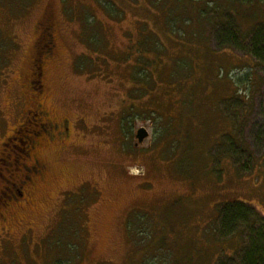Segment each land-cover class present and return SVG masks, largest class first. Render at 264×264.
I'll use <instances>...</instances> for the list:
<instances>
[{"label": "rangeland", "instance_id": "obj_1", "mask_svg": "<svg viewBox=\"0 0 264 264\" xmlns=\"http://www.w3.org/2000/svg\"><path fill=\"white\" fill-rule=\"evenodd\" d=\"M255 29L264 0H0L1 189L19 187L9 138L35 94L70 130L0 210V264H239L246 230H222L219 205L264 214Z\"/></svg>", "mask_w": 264, "mask_h": 264}, {"label": "flooded vegetation", "instance_id": "obj_2", "mask_svg": "<svg viewBox=\"0 0 264 264\" xmlns=\"http://www.w3.org/2000/svg\"><path fill=\"white\" fill-rule=\"evenodd\" d=\"M49 40L51 45L50 49L52 50L54 46L52 35ZM37 61H39V59H35L34 65L32 67L34 70V73L32 74L33 83L38 82L44 71L43 64L41 63L38 65ZM36 70H39L41 75H38ZM36 77L38 79H36ZM34 96H36V98L31 104L34 107L28 109L25 119L14 131V133L18 135H13L9 138V140L15 138L17 139L20 138V135L25 137V139L21 137V140L23 141V144L26 148L25 155L27 159H25V155L21 153L23 150L19 149L18 147L19 153L17 152L16 162L19 166L15 168L16 172L14 171L12 175L17 176L15 174L20 172L19 177L17 176L19 179L18 182L16 183L13 181L15 185L19 184V187L16 189H10L9 191H5V189H1L0 187V210L13 203L20 204L21 200L26 198V189L34 188L36 186L37 179L44 175L46 166L36 155L38 147H42L43 143H51L57 139L69 137V120L67 118L56 120L50 110L46 108L44 102L41 101V99L38 98L36 94ZM18 128H20L22 131L24 130L25 135L21 133ZM21 155L24 156L25 160H29L30 163L28 164L21 162L19 159V156ZM1 217H3V219L5 218V215L2 213V211H0V218Z\"/></svg>", "mask_w": 264, "mask_h": 264}, {"label": "trees", "instance_id": "obj_3", "mask_svg": "<svg viewBox=\"0 0 264 264\" xmlns=\"http://www.w3.org/2000/svg\"><path fill=\"white\" fill-rule=\"evenodd\" d=\"M221 38H224L221 41L222 48L229 46L231 42L235 44H238L237 42H239V39L235 34H233L231 38L230 35ZM250 53L264 61V30L259 31L255 29L253 31L252 49ZM145 55L148 54L145 52L141 53V56ZM141 65L143 67L145 66L144 64ZM147 66L144 67L142 75L140 76L143 80H146L149 76ZM143 93L145 94L144 89ZM134 108L133 105L132 109ZM147 110L149 111V109ZM219 206V219L222 230L228 233H234V231L241 225L246 230L247 243L241 249L242 256L239 264H264V214L261 212L258 214L253 210L251 204L239 200L222 202Z\"/></svg>", "mask_w": 264, "mask_h": 264}, {"label": "water", "instance_id": "obj_4", "mask_svg": "<svg viewBox=\"0 0 264 264\" xmlns=\"http://www.w3.org/2000/svg\"><path fill=\"white\" fill-rule=\"evenodd\" d=\"M149 135L148 131L146 128L141 127L138 129L136 137L138 138L139 142H143L145 138H147Z\"/></svg>", "mask_w": 264, "mask_h": 264}]
</instances>
